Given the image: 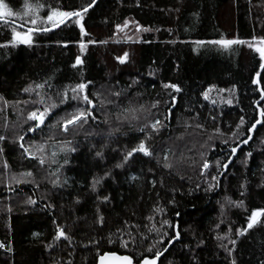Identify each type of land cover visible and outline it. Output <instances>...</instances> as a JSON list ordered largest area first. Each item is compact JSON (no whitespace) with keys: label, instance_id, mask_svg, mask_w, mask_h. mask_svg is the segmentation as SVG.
<instances>
[{"label":"trees","instance_id":"obj_1","mask_svg":"<svg viewBox=\"0 0 264 264\" xmlns=\"http://www.w3.org/2000/svg\"><path fill=\"white\" fill-rule=\"evenodd\" d=\"M4 2L20 14L6 19L51 28L46 21L51 8L77 9L89 0ZM26 3L44 5L37 11L36 25L30 23L32 9H26ZM125 20L127 27L117 30L115 26ZM82 23L87 36L82 37L72 24L32 33L30 45L14 46L7 43L14 26L0 24V45H4L0 46V135L5 137L0 141L4 148L0 154V242L11 248L0 249V264H96L106 252L131 255L137 264L165 247L159 264H231L233 259L235 264H264V222L236 236L237 229L246 228L252 210L264 208V117L253 103L260 97L252 83L255 72L264 77V70L258 67V53L248 46L258 43L253 36L264 37V0H99ZM136 24L141 26L138 32ZM222 37L248 43L227 48L207 43ZM124 52L128 57L120 63L117 57ZM77 56L82 63L73 67ZM45 80L54 89L38 91L50 94L91 81L89 92H99L100 99L117 104L101 107L94 101L96 119L70 126L69 132L61 131L58 121L65 117V110L72 111L70 105L75 102L60 105L45 118V125L51 122L54 128L41 125L27 133L34 123L27 120V112L43 105L23 101L36 99L34 86ZM163 83H174L180 91L165 89ZM29 85L34 91L24 92ZM210 86L214 87L205 99L202 93ZM114 91L121 92L119 98L112 95ZM260 106L264 107V101ZM125 108L136 111L125 112ZM241 117L245 123L237 128ZM258 118L262 123L240 147L250 123ZM154 119L161 120L159 131L147 141L154 156L136 153L124 167L116 168L126 146L144 138L139 126ZM19 135L35 158L19 147ZM237 144L229 162L230 149ZM97 151L103 152V159L95 156ZM165 153L170 168L163 166ZM204 160L209 162L207 169L201 168ZM217 161L228 162L220 181L224 168L218 169ZM28 171L31 177L21 175ZM105 171L111 174L93 192V177ZM57 177L59 184L54 185ZM98 195L110 199L97 200ZM225 197L243 200V207L227 204ZM29 199L36 203H28ZM97 208L103 224L97 220ZM164 220L169 224H163ZM56 225L71 237V243L54 239ZM176 230L180 237L169 244ZM233 239L234 248L229 243ZM221 245L233 249L231 255ZM148 246H153V252L145 251Z\"/></svg>","mask_w":264,"mask_h":264},{"label":"snow or ice","instance_id":"obj_2","mask_svg":"<svg viewBox=\"0 0 264 264\" xmlns=\"http://www.w3.org/2000/svg\"><path fill=\"white\" fill-rule=\"evenodd\" d=\"M96 4V0H89V2L84 5L81 6L77 9H71L69 8V10H59V8H51L49 14L46 17V21L48 24H50L51 28H57L60 25H65V26H71L72 24H75L78 28H79V32L80 35L83 36H87L88 33L86 32L85 29V25L82 23L83 19H84V15L87 14L88 10L90 8L93 7V5ZM24 7L26 9H32V19L30 21V23L32 25H36L37 24V20L40 19V17L37 15V11L39 8L44 7V5L37 3L35 4V6L30 5V4H25ZM19 13L14 12L9 6L8 4H6L4 2V0H0V22H7L6 18L8 17H14V16H19ZM129 21L125 20L123 22V25L117 24L115 27L117 28V30H120L122 27H127ZM18 27V26H17ZM17 27H12L11 28V39L9 41H7L8 44H12L13 46L16 43H22V44H26V45H30L33 41H32V33L33 32H47L50 31L51 29L49 27H28L26 29V31H18ZM141 26L139 24H136V31H140ZM145 31H147L148 29H144ZM253 41H258V43H248L247 41L244 40H239V39H224L223 37L219 40H213V41H208L207 43H212V44H217V45H222L225 48H227L229 45H233V44H244V43H248V46L250 48H252L254 50V52L258 53L259 56V64L258 67L261 70H264V37H252ZM95 41L92 40H88V43H94ZM196 43H205V41H197ZM0 46H4V45H0ZM85 46V43L83 40L80 41V47L81 50H83ZM128 57V53L124 52L122 56H118L117 59L120 61V63H124L126 61ZM82 61L80 59L79 56L76 57L75 59V64L73 65V67H75V65L77 64H81ZM264 81V77L261 76V72L260 71H256L254 77L252 78V83L254 85H256V88L254 89V91L259 92V97L260 100H254L253 103L257 105V110L259 112V116L260 117H264V107L260 106V101H264V88H261V82ZM91 81H87V82H78L76 83L73 87H67L65 86L62 90H56L54 92H52L51 94L49 92H41L38 91L40 89H44V88H48V89H54V85L50 84L48 82V80H45L42 83H36L34 88L35 90V96L36 99H32L30 101H23V103L27 104L29 102L35 104V105H43V108H34L33 110H30L27 112V120L28 121H33L34 123L30 124L27 129L25 130L27 133H34L36 132L38 129L41 128V125H45V118L49 115L51 109L57 108L60 105H64V104H69L70 102H75V104L70 105L72 107V111L68 112L67 110H65L66 114L65 117H61V121H58L61 124V131L63 132H69L70 126H82L83 124L87 123L89 119L95 120L96 116L93 114V110L97 107V104L94 101H98L99 105L101 107H103L106 104H117V101L115 100H111V99H100V93L99 92H89L88 91V86L89 84H91ZM162 87L165 89H173L176 92L180 91V88L174 84V83H163ZM214 86H210L208 90H206L204 93H202V95L204 96L205 99H208V91L211 90V88ZM34 88L32 85H29L28 87H25L23 89L24 92L27 93H31L34 91ZM220 91H224V89H220ZM69 92L71 93V95H69ZM112 95H114L115 97L119 98L121 95L120 91H114L112 93ZM55 97V98H54ZM172 102H175V97H171ZM229 103H231V101H228ZM159 103V102H156ZM167 103V101L165 102ZM213 103H215V101H213ZM118 106V105H117ZM156 104L154 103L152 105V107H155ZM140 109L144 110V106L140 105ZM125 112L128 111H132L135 112L136 109L135 108H125L124 109ZM147 111L150 112V109H147ZM170 112V109L168 110ZM138 119V118H137ZM213 119H215V117H213ZM105 123H107V119H105L104 121ZM117 122L120 123L121 122V117L117 116ZM245 123L244 118L241 117L238 124L236 125L237 128H240L241 125H243ZM262 120L261 119H256L254 122L250 123V126L248 127V133L249 135L243 139L240 140L239 143L240 144H247L249 140L252 139V136L250 135V133L256 129L258 124H261ZM161 125V120L160 119H154L153 121L149 122H145L144 124L140 125L138 128V131H140L141 133H144V138H137L138 142L133 143V146H131L130 148H127L126 146V151L122 152V159L120 160V162L115 164L116 168H122L124 167V165L134 157V155L136 153L142 154L143 156L146 157H151L154 156V152L152 150V147L147 143V141H149L150 139H152L153 135L155 133H157L159 131V126ZM48 128H54L55 125L53 123H48L47 125H45ZM197 127H202V125L197 124ZM114 131H118V127L113 129ZM219 133V129L216 130ZM233 136L236 135L235 132L232 133ZM240 135H243V133H240ZM5 139V137L3 135H0V141H3ZM16 139L18 141H20L19 143V147L21 149H23L24 154L27 156H32L33 158H35L34 154L32 152L29 151L28 147H25V144L23 143L24 140V136L23 135H19L16 137ZM223 143L227 144V141H222ZM264 142V141H262ZM68 143H71L70 141H68ZM237 147H239V144H237L236 146L231 147L230 149V156H229V162L231 160V155H235L236 151H237ZM40 151L43 150V145H40L39 149ZM69 151H75V148H70ZM4 152V148L0 147V154H2ZM53 155H55V153H53ZM201 155L203 156L204 153H201ZM246 155L250 156L251 152L246 153ZM96 157H99L101 159H103V152L102 151H97L95 153ZM164 164L163 166L165 168H170L172 167V165L170 163H168V155L167 153H165L164 155ZM68 161L65 160V163H67ZM39 163L41 165H43L45 163L43 158L39 159ZM217 163V167L218 169L220 167H223L224 169L227 168L228 166V162H225L223 165L219 164V161L216 162ZM4 168L7 169L8 168V164L7 162L4 163ZM201 168L202 169H207L209 168V162L207 160H204L201 164ZM58 171V170H57ZM110 171H105L103 176H99V177H93L92 179V183H91V190L93 192H95L97 190V186L100 185L102 183V181L104 180L105 177H108L110 175ZM21 175H27L29 177L32 176L31 171H28L26 173H22ZM136 177H132V179H135ZM12 179L16 182L19 183L20 181L17 180L15 177H12ZM213 180H216L217 177L213 176L212 177ZM52 183L54 185L59 184V177H57L55 180L52 181ZM66 183V181H65ZM150 183L153 184V186L155 185L156 181L152 180L150 181ZM209 187H212V185H209ZM241 195H243V193H241ZM110 199L109 195H98L97 196V200H102L104 202H108ZM225 201L227 202V204L231 205V206H236V207H243V200L240 201H234L229 197H225ZM79 202V201H77ZM28 203L30 204H35L36 201L29 199ZM51 207V206H49ZM224 205H221V213L223 214V210H224ZM162 211V209H159ZM97 220L100 224H103V216L99 215V208H97ZM177 215H179V213H177ZM261 217H264V208L261 209H253L251 214L247 217V225L246 228L243 229H237L236 230V236L239 237L240 235H243L245 232H247L248 229L253 228V226L257 223H261L264 222L261 220ZM55 220H53V224H55ZM163 224H169V221L164 220L162 222ZM170 227H172V225H170ZM178 229V225L174 226ZM158 231V230H157ZM229 231H231V229H229ZM165 236H167V233H164ZM180 237V232L179 230L175 231V235L172 237H169V241L168 243L171 244L173 240L179 239ZM64 239L66 241H69V243H71V237L64 231V229L59 226L56 225L55 228V236L54 239L59 240V239ZM134 240V238H131ZM218 239H223V237H218ZM92 243H95L96 241L93 240L91 241ZM108 242L112 243V239L111 236L108 238ZM229 243L233 245V248L236 244V240H229ZM121 244L124 247H127V242L124 241L123 239H121ZM223 247H225V250L229 253V255H231V252L233 249H229L227 248L226 245H221ZM46 247H52V245H47ZM0 249H6L7 251H11L10 246H6L3 242H0ZM145 251L147 252H153V246H148ZM164 251H167V248H163V249H157L153 255L152 258L149 259L147 256H145L142 260L137 261V264H157V260L160 258V256L163 254ZM111 257L112 259L116 260L119 262V264H133V259L131 255H122V256H117L115 253H104V255L100 256V262L101 264H105L106 258ZM231 264H235V260L233 259Z\"/></svg>","mask_w":264,"mask_h":264},{"label":"water","instance_id":"obj_3","mask_svg":"<svg viewBox=\"0 0 264 264\" xmlns=\"http://www.w3.org/2000/svg\"><path fill=\"white\" fill-rule=\"evenodd\" d=\"M98 1H99V0H96V4H97ZM96 4H95V5H96ZM95 5H93V7H94ZM93 7H92V8H93ZM92 8H90V9L88 10V12H89ZM6 21H7V22H0V24H1V23H5V24L12 25V26H14V27H17V26H18L17 28L22 29V30H24V31H26V29L28 28V27H26V26L21 25L20 23H18V22H16V21H13V20H10V19H6ZM63 26H65V25H60V26L57 27V28H50L51 30H50V31H47V32H40V31H37V32H33V33H34V34L49 33V32H52V31H56V30L62 28ZM243 145H244V144H242L240 147H242ZM235 154H236V153H235ZM226 170H227V168H226V169H223V172H222L221 175H220L219 181L221 180V178H222V176L224 175V173L226 172ZM115 254H116L117 256H122V255L117 254V253H115ZM103 255H104V254H103ZM101 256H102V255H101ZM132 259H133V258H132ZM160 260H161V256H160V258L157 260V264L160 263ZM96 264H101V262H100V257L97 259ZM105 264H119V262L116 261V260H114V259H112L111 257H108V258H106ZM133 264H136V263L134 262V260H133Z\"/></svg>","mask_w":264,"mask_h":264},{"label":"bare ground","instance_id":"obj_4","mask_svg":"<svg viewBox=\"0 0 264 264\" xmlns=\"http://www.w3.org/2000/svg\"><path fill=\"white\" fill-rule=\"evenodd\" d=\"M21 25H23V24H21ZM23 26H25V25H23ZM26 27H28V26H26ZM22 30V29H21ZM24 31V30H23Z\"/></svg>","mask_w":264,"mask_h":264}]
</instances>
